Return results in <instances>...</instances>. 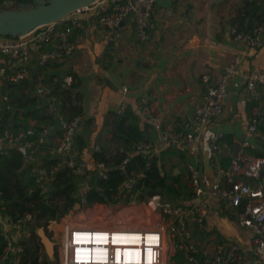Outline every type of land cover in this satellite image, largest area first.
Wrapping results in <instances>:
<instances>
[{
	"label": "built area",
	"instance_id": "built-area-1",
	"mask_svg": "<svg viewBox=\"0 0 264 264\" xmlns=\"http://www.w3.org/2000/svg\"><path fill=\"white\" fill-rule=\"evenodd\" d=\"M11 2L13 0H4ZM157 0H92L88 5L78 8L59 19L35 26L26 33L16 35L0 33V120L3 109L13 106L11 97L2 92V87L23 82L30 76V64L36 56V64L43 65L50 61H60L73 54L76 43L74 31L87 23L90 28L106 32L113 49L120 43V22L127 15H132L138 41L151 42L154 39L155 23L152 20L154 5ZM232 38L246 46L258 47L264 42V20L251 29L231 27ZM77 36H81L78 32ZM238 58L235 56L224 66V73L219 80L211 84L196 104L189 122L181 128L165 125L161 129L160 144L150 140H138L131 144L135 151H141L147 158L155 155L161 146L187 144L191 152H197L202 140L203 130L223 109L222 98L227 95V82L230 75L238 71ZM204 82L209 74H202ZM66 85L72 84L71 74L63 78ZM249 100L260 95L264 89V67L249 73L245 81ZM122 91L128 86L123 84ZM61 98L54 93L47 94L45 107L52 114L60 134L54 143L50 142L51 130L48 126L35 127L34 118H29L24 125L8 126L0 129V155L9 148L21 152L25 168L23 182L30 181L39 195L46 197L51 188V181L58 171L67 168L76 177L74 196L79 206L89 205L87 198L91 184L85 176L86 165L80 159L76 149L75 135L81 123V114L69 117L61 108ZM127 108L126 102H119L115 112L122 114ZM135 112L149 119H156L154 108L144 95L135 101ZM247 131L264 142V115L259 107L247 118ZM245 139L227 166L220 164L218 155L227 145L221 131H215L209 138L211 155L209 159L212 178L208 186L201 183L199 169L193 164L187 165L192 196L188 202H168L161 204L164 215L169 217V238L163 225L144 229L131 226L98 225L96 227H75L67 231L65 241L61 243L64 257L62 264H245V248L233 239H222L212 246L209 242L200 244L198 234L207 228L210 204L207 195L215 200L219 211L225 208L237 210L238 224L246 227L251 234L250 250L257 264H264V154H251ZM101 148L96 145L91 151L92 169L96 176H108V163L97 160L93 152ZM126 159L119 166L125 171ZM144 176L142 169L131 170L117 184L112 193L113 201L96 202L101 206L126 207L142 201L136 183ZM30 192V188H29ZM137 194V195H136ZM152 200L147 203L151 204ZM3 199L0 195V264H23L27 251L33 248V238L37 235V226L32 227V214L2 212ZM35 220V219H34ZM105 232V242L96 248L89 237H82L83 232ZM75 234L78 236L75 237ZM38 236V235H37ZM84 243H75L76 239ZM87 239V240H86ZM166 240V256H175L182 252V259L167 262L163 257L162 241ZM38 243V241L36 242ZM56 245V243H55ZM92 246V248H91ZM55 249V248H54ZM60 249V246H58ZM171 251V252H169ZM83 259V260H82Z\"/></svg>",
	"mask_w": 264,
	"mask_h": 264
},
{
	"label": "crops",
	"instance_id": "crops-1",
	"mask_svg": "<svg viewBox=\"0 0 264 264\" xmlns=\"http://www.w3.org/2000/svg\"><path fill=\"white\" fill-rule=\"evenodd\" d=\"M239 9L246 14L239 13ZM262 19L264 0H157L151 42L138 41L132 15H127L119 27L120 43L116 49L112 48L106 32L84 23L74 31L76 48L68 58L38 65L33 56L30 76L23 81L24 91L31 89L29 93L36 96L35 105L45 106L47 94L54 85L70 88L71 84L66 85L63 78L68 74L74 76L82 105V120L76 134L85 141L79 156L86 168L92 169L90 156L94 146L98 145L110 158L123 148L122 139L115 136L121 117L115 112L119 102H126L127 108L138 116L143 135L160 144L161 129L165 125L178 129L189 122L203 94L219 80L224 66L236 56L238 71L228 78L222 112L205 126L197 152H191L187 144H170L161 146L154 155L158 164H162L161 174L165 175L166 182L178 193H181L178 182L188 176L189 163L199 169L201 183L208 186L212 178L209 138L213 132H223L227 142L218 155L223 166L230 162L225 164V159H231L237 152H234L235 144L239 142V149L245 139L250 142L249 153L264 151V142L247 131V118L253 107H259L264 115V89L260 88V95L249 100L245 88L249 73L264 67V42L258 47L246 46L234 40L230 31L237 25L251 29ZM205 73L209 74L206 82L201 78ZM123 84L128 86L125 92L121 89ZM140 95L151 103L156 119L135 112V101ZM34 120L35 124L39 123L36 118ZM45 126L51 130L50 142L54 143L60 134L56 122ZM191 196L192 190L189 197L177 202H188ZM207 200L210 204L208 228L198 234L200 244L209 242L212 246L222 239H233L245 248V264H257L250 250L251 234L238 224L237 210L219 211L210 195ZM143 220L151 222L149 218ZM130 222L134 227L140 226L137 220ZM107 224L121 225V218L107 221ZM166 248L164 244L163 251Z\"/></svg>",
	"mask_w": 264,
	"mask_h": 264
},
{
	"label": "trees",
	"instance_id": "trees-1",
	"mask_svg": "<svg viewBox=\"0 0 264 264\" xmlns=\"http://www.w3.org/2000/svg\"><path fill=\"white\" fill-rule=\"evenodd\" d=\"M5 2L0 0V9L2 8H23L30 7L35 4V0H13ZM251 11V10H250ZM248 12V11H247ZM239 13L246 14L242 9ZM262 19L261 21H263ZM237 28H243L237 25ZM74 75V73H73ZM74 78V76H73ZM75 79V78H74ZM78 81H73L70 88H62L54 85L53 92L62 96L61 108L69 117L81 113L82 105L80 102V91L77 90ZM24 82L14 83L10 86L2 87V92H6L13 102L10 109H3V115L0 120V129L4 127L24 125L28 117L36 118L39 123L35 124L37 129L45 126V124L53 123L54 117L48 113L45 106H36V96L24 92ZM20 115V117H19ZM118 127L115 130V136L122 139V149L118 150V157H106L104 150L94 151L93 155L97 160H103L108 163V176L100 178L96 176L93 169H87L85 172L86 178L91 184V189L88 193L87 201L89 204L93 202H110L113 201L112 193L118 183H120L127 173L131 170L142 169L144 176L138 180L135 187L132 189L137 191L142 190L157 191L161 189L159 194L165 191L172 190L177 193L171 183L166 182L165 175L161 174L162 164H158L157 156L147 158L141 151H135L131 148V144L138 140H148L143 135V130L138 123V116L130 108H125L120 114ZM128 119V120H127ZM127 121V122H126ZM76 149L80 153L85 146V141L81 135H75ZM253 154H264L263 150L254 151ZM126 159L125 171L121 170L119 164L123 159ZM227 164L230 159H225ZM112 162V163H111ZM229 164V163H228ZM227 166V165H225ZM25 168L22 164L21 152L15 148H9L7 153L0 155V195L3 199L4 208L2 212H11L15 214H23L29 212L32 214L38 225L46 224L49 219H56L68 210L74 207L78 198L74 196L76 188V177L71 175L67 168H63L57 172L51 181V188L46 197L39 195L35 188H31V182H23ZM30 188V192H29ZM142 192L138 196L142 198ZM97 206H94V208ZM102 210V206H99ZM97 208L96 213L84 212L83 216H88L96 220L103 219L100 213V208ZM104 208H112L111 205ZM91 208V207H90ZM115 211V209H113ZM108 221V220H107ZM107 221L105 224H107ZM0 241V248H1ZM36 252V249L32 253ZM182 252L178 250L174 256V260L182 259ZM36 261V256L35 260Z\"/></svg>",
	"mask_w": 264,
	"mask_h": 264
},
{
	"label": "rangeland",
	"instance_id": "rangeland-1",
	"mask_svg": "<svg viewBox=\"0 0 264 264\" xmlns=\"http://www.w3.org/2000/svg\"><path fill=\"white\" fill-rule=\"evenodd\" d=\"M36 89L37 91L42 90V88L41 89L36 88ZM29 92L32 93V90L28 89V94H30ZM116 157H118L117 153L114 154L112 159ZM87 174L88 173H86V176ZM178 188H180L181 193H178V192L175 193V191L173 192L172 190H168V191L163 192L162 194H158L155 191L154 192L152 191V193H150L148 190H142L140 188L137 192L143 193L142 201L136 205L126 206L127 208L123 207V209H120L121 207H117L118 210L114 211L113 209H117V208H109L107 206H105L107 208H104L102 206V210H101V208L99 207L101 205L95 204L96 202H93L87 206H78L75 209L72 208L68 210L65 214H63L62 216L56 219H49L46 221V224H41V225L45 226L46 233L50 236L52 243L54 244L55 251H54L53 257L49 258L47 256L44 250V247L39 240V237L36 235L33 238V241H34L33 248L35 247V244H36V248H35L36 252L32 253L33 249H31L29 252L27 251V259L23 264H62L63 250H62V245L60 244L63 243L66 237V233H65L66 226L72 227L73 225L76 226L78 224L87 225V226L88 225L90 226L101 225V224H104V222H106L107 220L113 222L114 219L119 220L120 218H121V224H125V225L126 224L130 225L129 221L137 220V222H139L140 225L142 224L144 226H148V225L155 226L156 222H159V220H161L160 225H163L165 227V234L167 238H169V236L171 235V232L167 225L169 217L162 213L161 204L164 201H168L171 203L181 201L185 197L187 198L191 195V187L189 184L188 176H186V178H183L182 180L178 182ZM148 200H152L151 204L147 203ZM94 206H97V208L98 207L100 208V213L103 215L101 217H103V219H100V220L98 219L97 221L96 220L97 216H95L94 218L95 220H93L88 216L82 215L84 212H89V214L91 212L96 213L97 208L96 207L94 208ZM150 216L154 217L157 221H153L151 220L152 219L151 218L150 223L144 222L145 220H143V218L148 219L150 218ZM132 217L134 219H132ZM31 225L32 227L40 226L36 223L34 219L32 220ZM37 241L38 243H36ZM58 246H60V249H58ZM35 256H36V261H34ZM174 259L175 258L172 255H170V257L165 255V260L167 262H172L174 261ZM249 264H251V262H249Z\"/></svg>",
	"mask_w": 264,
	"mask_h": 264
},
{
	"label": "water",
	"instance_id": "water-1",
	"mask_svg": "<svg viewBox=\"0 0 264 264\" xmlns=\"http://www.w3.org/2000/svg\"><path fill=\"white\" fill-rule=\"evenodd\" d=\"M92 0H35V4L30 7L23 8H2L0 9V33L16 35L26 33L37 25L54 21L60 17L88 5ZM124 20L120 22V25ZM135 25V23H134ZM10 86V84H8ZM235 144L234 152L237 151ZM236 154V152H235ZM152 193V191H149ZM158 194L161 189L156 191ZM79 206V203L74 204V209ZM36 234L39 237L41 244L49 258L53 257L54 244L50 236L46 233L44 225L38 226Z\"/></svg>",
	"mask_w": 264,
	"mask_h": 264
},
{
	"label": "bare ground",
	"instance_id": "bare-ground-1",
	"mask_svg": "<svg viewBox=\"0 0 264 264\" xmlns=\"http://www.w3.org/2000/svg\"><path fill=\"white\" fill-rule=\"evenodd\" d=\"M112 208H115L114 206H111ZM125 208H127V207H125ZM120 209H123V208H120ZM116 210H118V208L117 209H115V211ZM153 219V220H156L154 217H151L150 216V218L149 219ZM129 221V220H128ZM157 221V220H156ZM129 223H130V225H127V226H131V227H134L133 226V223L132 222H130L129 221ZM128 223V224H129ZM161 224V220H159V222H156V225H160ZM101 225H106L105 224V222H104V224H101ZM109 226H112L113 224H108ZM125 224H121V225H119V226H124ZM155 225V226H156ZM74 226V225H73ZM96 226H98V225H93V226H90V225H81V224H78V225H76L75 227H79V228H81V227H96ZM115 226H118V224H115ZM137 227H141V228H144V229H149V228H153L154 226H144V225H140V226H137ZM71 227H69V226H66V229H65V233H66V235H67V231H68V229H70ZM67 230V231H66ZM76 236H78V234H75V237ZM81 236L82 237H89L91 240H90V242H94L95 243V246H96V248H98V246H99V244L98 245H96V243H101V242H105V237L107 236L106 235V233L105 232H100V231H98V230H96L95 232H83L82 234H81ZM87 240V239H86ZM64 241H65V239H64ZM75 243H78V242H81V243H84V240H80V239H76L75 241H74ZM164 244H166L167 245V243H166V240L165 239H163V241H162V246L164 245ZM168 246V245H167ZM91 248H92V246H91ZM164 252V251H163ZM63 254V253H62ZM165 255V254H164ZM63 257H64V254H63ZM83 260V259H82Z\"/></svg>",
	"mask_w": 264,
	"mask_h": 264
}]
</instances>
